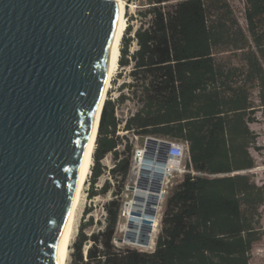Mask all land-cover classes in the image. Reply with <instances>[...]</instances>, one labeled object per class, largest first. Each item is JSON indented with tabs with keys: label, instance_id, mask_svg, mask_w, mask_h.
I'll use <instances>...</instances> for the list:
<instances>
[{
	"label": "trees",
	"instance_id": "1",
	"mask_svg": "<svg viewBox=\"0 0 264 264\" xmlns=\"http://www.w3.org/2000/svg\"><path fill=\"white\" fill-rule=\"evenodd\" d=\"M168 3L149 0L137 27L124 29L117 64L128 81L104 100L88 192L110 199L99 230L79 228L70 264H249L264 234V172L260 183L249 172L250 150H259L250 125L257 114L264 125V0H244L240 16L225 0ZM126 102L133 111L121 120ZM128 134L186 144L185 171L165 199L151 252L113 242L134 154ZM107 155L109 180L97 193Z\"/></svg>",
	"mask_w": 264,
	"mask_h": 264
},
{
	"label": "water",
	"instance_id": "2",
	"mask_svg": "<svg viewBox=\"0 0 264 264\" xmlns=\"http://www.w3.org/2000/svg\"><path fill=\"white\" fill-rule=\"evenodd\" d=\"M118 14L113 0H0V264L58 263Z\"/></svg>",
	"mask_w": 264,
	"mask_h": 264
},
{
	"label": "rangeland",
	"instance_id": "3",
	"mask_svg": "<svg viewBox=\"0 0 264 264\" xmlns=\"http://www.w3.org/2000/svg\"><path fill=\"white\" fill-rule=\"evenodd\" d=\"M181 0H169V5H174L175 3L179 2ZM126 2V8H125V27L129 23L133 29L137 27L140 21V16L138 15L139 11H143L148 7L149 0H125ZM239 22L241 26H244V21L242 19H239ZM124 29L118 44V55L116 58V64L114 66L110 83L108 90L106 92L105 100L107 98L115 99L119 94V88L120 85L123 82H127V70L120 69L118 67V57H119V47L121 45V39L124 34ZM133 111V106L131 103L126 102L124 105H122L117 111L116 116L119 119H125L131 112ZM257 122L250 125V129L253 130L257 136L255 147H257L259 150L251 149L250 153L255 159V167L250 170L249 172L254 175V180L256 183H260V181L263 179V172H264V165H262L263 156H264V125L262 123V119L259 114H257ZM123 135L124 133H119ZM132 141L133 144V158L130 164V170L127 175L126 181H125V187L121 194L122 199V207L119 213L116 229H115V235H114V245L118 248H132L139 251H145V252H151L154 248V243L156 236L159 232L160 228V220L165 204V199L168 196L171 189L176 185L177 182L180 181L182 178V174L185 171V161L187 159V152L184 156V158L180 162V167L177 169V171H171L167 175L161 177L157 174L155 175V178H153V182L157 189H159V194L161 196L158 204V209L155 214V220H156V226L153 229L147 228V235L149 238L147 241H145V245H133L130 244V241H125L124 235H125V228H127L128 225V219L126 216H124V207L126 204L133 202L135 197V189L143 190L142 186H145L146 181H142L140 178V175H137V170L135 172H132L134 162H135V154L137 151H140V153H143L142 155L145 157L144 159V166H150L152 165L151 159L148 158L149 151L151 148V144L146 143V139L142 138H134L131 135H127ZM154 139V138H153ZM160 143L165 142H177L183 145H186L185 143L181 141H175V140H169L166 138L162 139H156ZM148 158V159H146ZM101 164L106 168V171L103 175H101L97 181L94 184V191H97L99 193L101 186L103 185L105 180H109V176L107 173V170L112 167V160L111 156L107 155L101 160ZM156 164V162H155ZM158 164V163H157ZM90 175L91 172H89L88 177L85 181V184L83 186V189L80 194L79 202L76 209V214L74 218V224H73V230L71 232V236L69 238L68 248H67V254L65 257L64 264H70L71 260V253H72V244L74 243L76 239L77 232L79 228L85 224L86 227L84 228V232L86 234H90L92 232H95L99 230L102 226L103 220H104V210L102 206L110 199V192L107 194H97L96 196L89 198L88 192H90L91 186H90ZM112 182V180H110ZM142 183V184H139ZM113 185V183H112ZM140 185V187H138ZM142 188V189H141ZM261 213V228L264 233V205L260 208ZM133 214L137 215V212H133ZM91 222V223H90ZM149 233V234H148ZM151 233V234H150ZM153 234V235H152ZM119 240H124L123 242H119ZM144 243V240H142ZM249 264H264V234L259 242L254 244L252 246L251 252H250V259Z\"/></svg>",
	"mask_w": 264,
	"mask_h": 264
},
{
	"label": "bare ground",
	"instance_id": "4",
	"mask_svg": "<svg viewBox=\"0 0 264 264\" xmlns=\"http://www.w3.org/2000/svg\"><path fill=\"white\" fill-rule=\"evenodd\" d=\"M114 2L118 3L119 5V14L116 22L115 34L111 46L109 48V61H108V71L102 86V90L99 96V101L95 110V117H94V124L92 127V131L90 134V138L88 141L84 161L82 164L81 172L79 175L77 188L75 192V197L73 201V206L70 212V216L64 231L58 263L57 264H64L65 257L67 254V248L69 243V238L71 236V232L73 230L74 218L76 214L77 205L79 202L80 194L85 184V181L88 177L92 166V154L95 146V138L97 134V123L99 119V113L101 106L104 103L106 92L109 87L110 78L116 64V58L118 55V44L125 27V8L126 2L125 0H113ZM154 144H151V147ZM137 170V175L140 174V178L142 181H146L143 190L135 189V197L134 201L130 202L125 205L124 207V216L128 219L127 228H125V235L127 240L130 241V244L133 245H145V241L149 238L147 235V228L153 229L156 226L155 214L158 209V202L161 198L159 194V189L155 186L154 182L152 181L155 178L154 174L158 176H165L171 171H173V164L172 162H168L167 164H155L153 163L150 166L143 165V155L140 153L137 158H135L134 166L132 172L134 173ZM142 184V183H139ZM140 187V185H138ZM142 189V188H141ZM133 212H137L133 214ZM149 234V233H148ZM151 234V233H150ZM153 235V234H152ZM144 240V243L143 241Z\"/></svg>",
	"mask_w": 264,
	"mask_h": 264
},
{
	"label": "built area",
	"instance_id": "5",
	"mask_svg": "<svg viewBox=\"0 0 264 264\" xmlns=\"http://www.w3.org/2000/svg\"><path fill=\"white\" fill-rule=\"evenodd\" d=\"M235 14L238 16L241 15L242 9L244 7V0H225ZM148 158L151 159V163L156 164H167L172 162L173 171H177L180 167V162L186 154V145L177 143V142H165V143H156L150 148ZM136 155V154H135ZM140 174H138L139 176Z\"/></svg>",
	"mask_w": 264,
	"mask_h": 264
}]
</instances>
